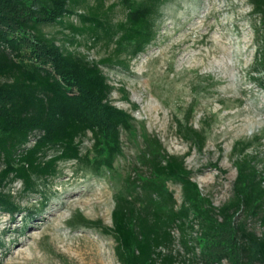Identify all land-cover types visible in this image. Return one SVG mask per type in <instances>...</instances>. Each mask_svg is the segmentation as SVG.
<instances>
[{"label":"trees","instance_id":"trees-1","mask_svg":"<svg viewBox=\"0 0 264 264\" xmlns=\"http://www.w3.org/2000/svg\"><path fill=\"white\" fill-rule=\"evenodd\" d=\"M169 1L118 0L125 14L113 23L114 4L105 6V0H0L1 212H24L9 190L15 182L21 183L23 198L37 195L43 207L48 201L45 189L58 177L60 163L72 162L93 176L112 171L121 154L120 135L131 132L132 119L111 103L114 88L102 68L123 65L141 53L154 40L155 20ZM248 1L263 32L255 68L264 70V0ZM72 16L79 26L68 22ZM48 26L69 30L68 44L83 35L94 43L113 44L114 51L98 61L88 60L45 34L42 29ZM176 129L191 147L204 148L203 133L188 119L178 121ZM87 135L92 144L82 152ZM250 147L251 142L234 143L232 194L216 208L192 180L185 156L169 155L158 141H147L138 156L145 175L125 180L126 187L114 198L111 227L79 213L67 224L110 236L119 264H264V235L257 236L245 220H238L242 213L259 218L264 226V172L256 169L255 157L246 154ZM168 183L180 187L178 207ZM172 228L192 259L180 261L170 252L175 243Z\"/></svg>","mask_w":264,"mask_h":264},{"label":"rangeland","instance_id":"rangeland-1","mask_svg":"<svg viewBox=\"0 0 264 264\" xmlns=\"http://www.w3.org/2000/svg\"><path fill=\"white\" fill-rule=\"evenodd\" d=\"M111 4V21L123 20L118 0H105V6ZM251 10L248 0H172L161 5L154 40L125 64L102 68L114 88L111 103L132 119L131 132L120 135L121 154L112 171L93 176L72 162L60 163L58 177L45 189L48 201L43 207L39 196H21L20 182L10 185L24 212L11 216L0 211V264H119L110 236L93 229H72L67 223L79 213L111 227L114 198L126 187L125 180L145 175L138 156L147 141H158L169 155L185 156L192 180L216 208L232 194L234 143L251 142L246 154L255 157L256 169L264 172V70L255 68L263 32ZM68 22L79 26L75 16ZM42 30L91 61L114 51L113 44L94 43L83 35L68 44L70 33L65 27ZM186 119L205 137L201 151L177 134L176 123ZM91 144L90 136H85L82 152ZM167 186L178 207L180 187ZM238 220H245L257 236L264 235L259 218L241 213ZM171 233L172 255L180 261L192 259L179 245L176 228Z\"/></svg>","mask_w":264,"mask_h":264}]
</instances>
